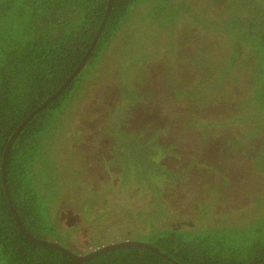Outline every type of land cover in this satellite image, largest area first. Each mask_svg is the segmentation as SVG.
<instances>
[{
    "label": "trees",
    "instance_id": "16d2710c",
    "mask_svg": "<svg viewBox=\"0 0 264 264\" xmlns=\"http://www.w3.org/2000/svg\"><path fill=\"white\" fill-rule=\"evenodd\" d=\"M137 1L140 0H113L109 7V0H0V260L3 264H76L61 249L35 242L24 235L9 202L3 163L18 126L32 114L16 134L8 150L5 178L12 204L26 228L38 237L49 238V234L57 232V229L48 225L55 214L50 213L49 206L38 191L41 188L40 177L33 166L41 159V140L52 124L54 112L76 85L78 75L90 65H94L91 70L96 71L95 68L98 67L99 71L95 83H90L88 87L91 94L88 92L85 98L87 102L94 97L95 102L82 109V112L87 121H95L100 128L105 129L103 133L107 131L114 140L110 152L116 154L111 163L117 166L118 176L114 173L112 175L108 167L111 164L105 169L100 166L109 179L112 176L114 179L118 177V187L113 183L110 189L104 182L103 187L106 186L109 190H103L102 187V195L118 188L121 189V195L117 201L110 200L107 195L104 200L97 199L84 205L80 215H90V222L84 220L76 226H68L74 232L87 230V225L92 227L95 223L100 226L101 223H109V215L119 212L126 218V225L138 221L143 222L140 225L144 229H148L155 215L163 222L165 212L173 211V217L185 221L180 226L183 227L182 230L193 235L164 230L151 234L148 241L180 264H264V232H258L256 237L241 238L240 241L219 240L218 229L214 225L218 221L210 220V210L207 216L203 213L198 217L186 211L184 219V200L174 201L170 194L161 193L174 180H180L182 185L184 172L194 169V159L188 160L186 165L178 162L185 159L184 152L194 150V135L207 111L218 116L210 115L207 126L217 133L212 135V144L218 149L215 152L217 157L215 159L210 156V160L219 165L218 158L224 161L226 156H231L223 153V143L235 145L238 143L237 139L240 140L235 134L227 135L228 139L225 135L218 134L222 120H232L226 113L234 108L240 111L236 113L237 118L242 119L244 111L248 112L252 108L243 104L244 98H253V107L264 112V0H241L240 5L251 10L238 9L237 14H234V9L231 8L228 18L225 13L218 15L219 20L210 18L219 21L214 24L221 25L220 18L231 22L222 24L229 26H219L215 30L216 34L210 35L213 40L220 41L222 51H214V41L207 47L206 56L202 60L203 81L200 84L189 83V73L184 69L182 71L180 59L177 61L175 56H171V60L178 67L170 69L169 75H162L158 81L152 76L159 69L148 66L146 73L149 74V81L142 86L138 85L142 75L140 71L135 79L138 81L137 85L134 83L135 85L130 84L128 87L134 86L136 93L140 89L146 90V96L155 102L154 106L143 113L142 123L127 121L123 115L115 119L118 128L111 130L109 116L116 106H120L119 100L124 102L121 97L125 86L122 81L105 89L107 83H116L121 77L111 62H98L105 54L104 47L112 42L122 20L134 12H131V8ZM202 1L206 3V8L211 4L213 12L224 8L226 3V0ZM172 5L171 7L176 8L175 4ZM255 11L257 12L252 13ZM95 39V45L90 49ZM246 54L251 55L252 65L245 57ZM84 59L85 62L80 67ZM184 61L187 62L185 59ZM242 61L243 64L248 63L247 69L251 75L241 78L240 83L235 74L238 76L239 70H244L240 67ZM129 62V59L125 62L127 67L131 66ZM100 74L103 75L102 78ZM111 75H115V78L110 79ZM255 76L262 80L255 82ZM231 77L236 78L237 84L234 81L226 83ZM222 79L225 83L220 82ZM212 80L213 83L208 82ZM210 84L219 90L216 94L207 93L211 89ZM60 88L61 91L48 101ZM235 90L239 95L234 94ZM136 93L133 97L127 96V116L131 115L130 105L137 97ZM217 96L218 102L215 101ZM226 98L229 99L227 102ZM78 140L79 134L73 133L66 151L69 156L74 154L70 142ZM115 146L119 147L120 153L115 151ZM74 158L75 155L69 164L71 170L77 172L72 165ZM82 166L85 170L89 169L86 159ZM88 173L89 171L82 173L78 193L92 192L88 186ZM219 173L220 170L216 168H212L210 174L206 175H200L196 170L192 177L200 180L193 179L191 182L192 187L197 188L194 190V198L205 200L206 194L213 192V204L219 203L215 192L220 182ZM122 182L130 188L128 192L122 190L119 185ZM108 183L112 184L111 181ZM129 194H133L137 204L131 202ZM58 224L59 227L67 226L63 217ZM113 224L118 225L117 222ZM115 227L101 226L108 228L110 232L120 233L121 239L133 236L129 231L124 233ZM167 228L171 226L161 224L154 231ZM47 229L51 231L45 233ZM199 230L207 231L196 234ZM112 236H106L100 245L110 243L114 239H110ZM77 242H73V245L76 252H79ZM173 261L150 248L124 244L111 246L82 264H177Z\"/></svg>",
    "mask_w": 264,
    "mask_h": 264
},
{
    "label": "rangeland",
    "instance_id": "374dc122",
    "mask_svg": "<svg viewBox=\"0 0 264 264\" xmlns=\"http://www.w3.org/2000/svg\"><path fill=\"white\" fill-rule=\"evenodd\" d=\"M172 4H175L177 9L171 7ZM240 4L241 0H226L224 8L222 7L223 10L221 8L219 11L213 12L211 4L206 8L207 5L202 0L137 1L131 8V12H134L122 20L112 42L104 47L105 54L98 62L100 64L111 62L121 77V79L116 80V83H107L104 86L105 89L111 85H118L117 83L122 81L125 86L124 94L121 97L124 102L121 103L119 100L120 106H116L115 111L110 113L109 125L112 126L110 129L115 130L118 128L115 119L123 115L127 121L142 123L143 113L151 110L154 106L155 102L146 96V90L140 89L136 93L134 86L128 87L130 84L137 85L138 81L135 79L140 71H142V75L138 85L142 86V84L149 81V74L146 73L148 66H151L152 69L156 66L159 69L152 76L155 81H158L162 75L163 77L164 75L168 76L170 69L178 67L174 66L176 62L171 60V56H175L177 61L178 58L180 59L182 71L185 70L189 73V83L200 84L203 81L202 60L206 56L207 47L214 41V51L216 53L222 51L220 41L213 40L210 35H215V30L219 26L224 28L229 26L222 24L231 22L229 19L220 18L222 24H214V22L219 21L210 18L218 19V15H224V13L228 18L231 8L234 9V14H237L238 9L251 10L250 8H243ZM179 6H185L186 8L179 9ZM245 57L251 61L252 65L251 55L246 54ZM127 59L130 60V67L125 64ZM93 66H88L86 70L78 75L76 85L63 104L54 112L52 124L41 140V159L33 166L40 177L41 188H38V191L49 206L50 213L55 214L54 219L48 225L57 229V232L49 234L50 237L47 239L54 240L64 247L76 251L73 242H77L79 238L85 241L89 247L98 249L106 236V238L112 235L117 237L120 234H116L114 231L110 232L107 230L108 228L104 229L101 226H116L115 228L124 233L131 232L133 234L130 237L131 239L144 242L148 241V237L154 232L159 233L164 230H176L188 234L185 230H182L183 227H180L184 225L185 221L173 217V211L165 212L166 218L163 222H160L158 215H155L148 229H144L140 225L143 222L139 223L138 221L133 222L132 225H126V218L121 216L119 212L112 213L113 208L109 217L113 215L114 219H109V223L105 225L101 223L100 226L95 223L92 227L87 225V230H78L77 232L69 227L76 226L84 220L90 222V215H80V210L84 205H88L97 199L104 200V196L107 195L110 200L117 201L121 195L120 188L107 193V195H102V191L106 189V186L103 187L104 182V185L107 183L110 189L113 183H115V187H118V177L114 179L112 176V179H109L105 175V170L103 172V169L111 164L108 167L111 169L112 175L114 173L118 176L117 166L111 163L116 154V152H110L114 140L110 138L107 131L103 133V127L100 128L95 121H87L82 112V109L95 102L94 97L88 99L87 102L85 98L88 92L91 94L90 89L88 90L90 83H95L94 81L98 76L99 69L96 67V71H93L90 69ZM247 66L248 63L243 64L242 61L240 67H243L244 70H239L238 76L235 74L240 83L241 78L243 79L247 75L250 77L251 75ZM114 76L111 75L110 79H114ZM102 77L103 75L100 74V78ZM259 80L262 79H257L255 76V82L259 83ZM222 81L224 79L220 80V82ZM208 82L213 83L214 80ZM229 82L237 84L234 77L226 81V83ZM218 91V89L211 86L207 93L213 95ZM135 93L137 97L130 105L131 113L129 115H131L127 116V96L133 97ZM234 94L239 95V92L235 90ZM218 99L217 96L215 101L218 102ZM228 100L226 98L225 102ZM243 104L251 106L253 109H245L249 111H244V117L238 119L236 113L240 111L232 108L231 112L226 113V116L231 117L232 120L228 122L225 119L222 120L221 128H218V132H220L218 134L225 135L226 138L227 135L234 134L240 137L235 145L223 143L225 148L223 153L231 154V156H226L224 161L218 158L217 163L220 162V165L211 162L210 156L217 157L215 153L218 150L217 146L212 144V135L217 133H215V129L207 126V120L211 117L210 115H213L207 111L204 121L198 124L199 130L194 135V150L189 149V151L184 152L185 159L178 162L186 165L188 160L194 159V169L184 172L182 185L180 180H174L161 192L162 195L170 194L175 199L174 201L179 200L182 202L184 200L186 207L184 209V219L186 218V211L190 215L193 214L194 217H198L203 213L207 216L208 210H210V220L218 221L214 225L217 226L219 240L225 241L231 239L240 241L241 238L256 237L259 235L258 232H264V112L258 107H253V98H244ZM213 116L218 117L217 115ZM73 133L79 134V140L70 142V148L74 151V154L69 156L66 151ZM115 151L120 153L118 146H115ZM74 155L72 165L77 169V172L71 170L69 164ZM84 159L88 161L89 169L86 168L85 170L83 168ZM212 168L220 170V182L218 190L215 191L219 200L217 204H213L215 203V193L213 192L210 195L206 194L205 200L194 198V190H197V188L191 185V182L195 179L192 175L196 170L199 171L200 175H206L207 173L210 174ZM88 171L90 179L88 186L92 192L81 191L78 193L81 188L78 186L83 177L82 173ZM103 175H105V178H103ZM30 177H32V173H30ZM109 181L112 184L108 183ZM119 185L126 192L130 189L126 183L122 182ZM202 186L203 184L201 188ZM83 189L86 188L83 187ZM97 192L99 194L95 195L94 193ZM129 196L134 205L138 203L135 202L133 194H129ZM211 197L212 199H208ZM116 208L118 209V207ZM164 209L166 211L165 207ZM62 217L65 225H67L66 227L63 225L59 227L58 223H61ZM115 222L118 225L113 224ZM161 224L170 225L171 228L154 231ZM50 231L47 229L45 233ZM204 231L207 230H199L196 234ZM0 264H3L1 260Z\"/></svg>",
    "mask_w": 264,
    "mask_h": 264
},
{
    "label": "water",
    "instance_id": "95a60500",
    "mask_svg": "<svg viewBox=\"0 0 264 264\" xmlns=\"http://www.w3.org/2000/svg\"><path fill=\"white\" fill-rule=\"evenodd\" d=\"M113 0H109V7L110 5L112 4ZM99 31H100V28H99ZM98 31V33H99ZM96 39H97V36H96ZM96 39L93 41V43L91 44V47L90 49L93 48V46L95 45V41ZM83 62H85V59L82 61V63L80 64V67L82 66ZM71 78V77H70ZM69 78V79H70ZM66 84V83H65ZM65 84L62 86L64 87ZM59 91H61V88L58 89V91H56L54 94H52L49 98H48V101L50 99H52ZM32 114H30L29 116H27L23 121L22 123L18 126V129L16 131V133L13 135L10 143H9V146L6 150V154H5V157H4V163H3V171H4V182H5V187H6V191H7V194H8V197H9V202L11 204V207H12V211L14 213V216H15V219L17 220L22 232L24 233V235H26L29 239L35 241V242H39V243H43V244H49V245H52V246H55L59 249H61L63 252L69 254L73 259L74 261L76 262V264H82V262L87 259L88 257L90 256H93V255H96L104 250H106L107 248H110L111 246H119V245H124V244H130V245H137V246H142V247H147V248H150L152 249L153 251L155 252H159L165 256H167L166 254L162 253L161 250L154 246V244L150 243V242H141V241H137V240H126V241H121V242H115V243H110V244H107V245H104V247H101V248H98V249H94L93 252H91L88 255H80L78 253H76V251H73L69 248H66L64 247L63 245H61L60 243L54 241V240H50V239H44V238H41V237H38L36 235H34L33 233H31L27 228L26 226L24 225V223L22 222L21 218L19 217L16 209L14 208L13 204H12V201L10 199V196H9V191H8V187H7V184H6V178H5V162H6V158H7V154H8V150L11 146V143L12 141L14 140L16 134L20 131V129L24 126V124L28 121V119L30 118ZM107 247V248H105ZM173 260V258H172ZM177 263V261L175 262ZM178 264V263H177Z\"/></svg>",
    "mask_w": 264,
    "mask_h": 264
},
{
    "label": "bare ground",
    "instance_id": "6f19581e",
    "mask_svg": "<svg viewBox=\"0 0 264 264\" xmlns=\"http://www.w3.org/2000/svg\"><path fill=\"white\" fill-rule=\"evenodd\" d=\"M85 244H87L85 241H83L82 239H79L77 246H78V249H79L80 251H79V252L77 251L76 253H78V254H80V255H88V256H89V254H90L91 252H93V251L91 250V248L89 247L88 244H87V245H85ZM93 256H94V255H93ZM93 256L88 257V258L85 259L84 261H86V260L92 258ZM84 261H83V262H84ZM83 262H82V263H83Z\"/></svg>",
    "mask_w": 264,
    "mask_h": 264
},
{
    "label": "clouds",
    "instance_id": "9594fccd",
    "mask_svg": "<svg viewBox=\"0 0 264 264\" xmlns=\"http://www.w3.org/2000/svg\"><path fill=\"white\" fill-rule=\"evenodd\" d=\"M209 217H210V214H209ZM116 234H119V233H116ZM112 238H114V239H112ZM110 239H112L110 243L121 242V241H126V240H133V239H131V238H125V239L122 238V239H121V238H120V235H118L117 237H115V236L113 235ZM141 242H144V241H141ZM145 242H150V241H145ZM110 243H106V244L103 243V244H104V245H107V244H110ZM150 243H152V242H150ZM152 244H153V243H152ZM104 245H101V247H104ZM125 245H127V244H125ZM154 246H156V245H154ZM101 247H100V248H101ZM156 247H157V246H156ZM158 248H159V247H158ZM159 249H160V248H159ZM91 250L93 251L94 248H92ZM151 250H152V249H151ZM160 250H161V249H160ZM161 252L164 253V254H166V253L163 252L162 250H161ZM158 253H159V252H158ZM160 254H161V253H160ZM161 255H163V254H161ZM166 255H167V254H166ZM163 256H165V255H163ZM165 257H167L168 259H172V257H170V256H168V255L165 256ZM173 260H174L173 262L175 263L176 260H175L174 258H173ZM177 263L180 264L178 261H177Z\"/></svg>",
    "mask_w": 264,
    "mask_h": 264
},
{
    "label": "flooded vegetation",
    "instance_id": "af4514ba",
    "mask_svg": "<svg viewBox=\"0 0 264 264\" xmlns=\"http://www.w3.org/2000/svg\"><path fill=\"white\" fill-rule=\"evenodd\" d=\"M102 132H105V129H104V128H103ZM97 214H98V212H97ZM109 219H110V220L114 219V216L112 215L111 217H109ZM129 238H130V237H129ZM105 248H107V247H105Z\"/></svg>",
    "mask_w": 264,
    "mask_h": 264
}]
</instances>
